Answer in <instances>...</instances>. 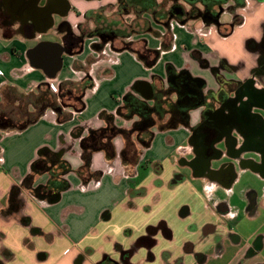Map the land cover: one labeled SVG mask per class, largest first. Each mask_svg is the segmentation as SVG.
Listing matches in <instances>:
<instances>
[{
    "label": "crops",
    "instance_id": "1",
    "mask_svg": "<svg viewBox=\"0 0 264 264\" xmlns=\"http://www.w3.org/2000/svg\"><path fill=\"white\" fill-rule=\"evenodd\" d=\"M48 3L42 11L46 6L42 0H0V100L8 86L20 92H34L40 83L49 81L58 85L65 80H91L93 86L85 89L80 110L64 108L71 113L67 120L57 121L55 110L47 108L26 128L1 132L0 264H76L78 254L84 256L82 264H92L100 253L111 250L113 242L122 241L125 229L130 228L135 237L159 218L167 221L179 241L194 239L205 225L213 224V230L204 234L207 243L201 248L207 258L205 264H264V69H259L264 57L260 48L264 40V0H243L236 9L239 22L227 34L197 19H189L193 21L192 28L206 32L184 34L180 29L188 27L189 20L172 18L162 24L152 17L154 20L148 21L144 29L133 33L137 37L131 41L144 44L148 49L145 54H138L136 46L115 45L119 40L129 44V34L108 41L96 35L86 36L78 52L63 50L61 67L53 76L50 73L57 63V51L53 48L51 53V46H43L36 51V59L30 57V52L41 42L63 46V30H55V15L66 17L77 34L76 25L83 21L84 11L107 5L115 8L118 0ZM71 5L75 10H70ZM31 9L44 13V23L22 26L23 22L33 24L38 20ZM230 18L222 16L223 21ZM47 33L55 37L43 39ZM154 56L155 61L149 64L147 60ZM222 59L234 66V71L213 70ZM179 74L200 81L205 95L209 90L218 91L226 80L241 85L251 82L257 103L249 111L259 117L258 144L244 148L237 158H213L210 169H217L227 158L234 164V176L227 181L209 180L190 167L179 168L177 150L188 135L185 124L197 122L203 108L189 106L184 120L177 119L176 126L152 128V143L143 160L159 162L164 170L157 176L148 174L143 181L149 191L154 189L151 200L133 198V204H129L130 179L120 157L107 160L99 144L109 141L115 152L121 150L123 132L140 120L122 107L125 97L140 99L153 107L168 90L171 77ZM233 96L232 90L227 91V98ZM165 97L168 103L174 100L173 96ZM159 117L166 120L169 115L153 118ZM109 126L120 131L110 139L98 140L89 160H83L82 152L88 149L82 145V139L93 130ZM234 146L237 148L239 143ZM42 148L55 153L56 161H65L69 171L60 173V169H54L57 164L52 155L42 156ZM39 158L41 164L33 167ZM110 162L113 172L106 170ZM186 169L195 184L189 183ZM53 170L57 171L56 176ZM174 170L183 174L173 181V186L166 187ZM154 177L161 178L163 186L155 188ZM63 180L68 186L59 192H30L49 183L56 188ZM13 186L20 190L21 205L17 211L12 210L9 202ZM181 186L188 187V195L176 200L170 193L177 195ZM148 204L149 210L145 208ZM184 205L188 211L180 214Z\"/></svg>",
    "mask_w": 264,
    "mask_h": 264
},
{
    "label": "flooded vegetation",
    "instance_id": "2",
    "mask_svg": "<svg viewBox=\"0 0 264 264\" xmlns=\"http://www.w3.org/2000/svg\"><path fill=\"white\" fill-rule=\"evenodd\" d=\"M46 6L42 11H45L49 5V0H42ZM153 0H129V11L122 5L117 4L115 8L110 9V17L103 16V12L111 7V5L100 6L97 8L87 9L82 13L83 21L79 22L77 27V34L73 33L70 27V22L66 17H60L56 14L57 20L55 23V30H63L61 40L63 41V50L69 52H78L82 48L84 37L96 35L102 41L113 40L116 37H125L128 33L121 32L119 35L114 29L116 25L115 20L110 18L116 15L118 9L125 11L124 13L135 15H143L154 11L153 18L162 24H167L173 17L158 16L160 12L159 3L149 8ZM171 1L167 8L162 12L168 10L174 13V8L182 6L184 10H189L193 13V18L201 20L206 25H214L217 30L226 31L230 24L239 21V16L236 14V9L243 4V0H168ZM183 1L187 7L180 3ZM151 9V10H150ZM32 16L34 10L31 9ZM70 10H75L74 6H70ZM63 9L60 10L62 13ZM38 20L33 24L23 22L22 26L32 27V25L44 23L45 18L43 12L35 13ZM166 14V13H165ZM229 15L230 21H223L222 16ZM157 16V17H156ZM88 22L92 23L89 25ZM53 23V24H54ZM122 35V36H121ZM264 53V40L260 45ZM53 48L50 49L51 53ZM36 53H31V57L36 59ZM259 69H264V57ZM224 69L226 71H234L235 67L227 64L226 61L221 60L218 67L213 70ZM220 80V79H219ZM201 82L194 81L187 78L184 74L172 76L169 82L168 90L159 97L158 103L152 107L156 111V115H169L166 120L160 117L155 120L147 116L146 112L143 118L139 121L133 122V130L136 131L134 138L129 134V141L124 135V145L121 150L115 152L113 146L109 141L100 142L102 148L107 154V160L113 159L115 156L120 157L124 172L129 176V204H133L132 199L138 198L140 200H151L154 189L149 191L145 181L148 174L153 173L154 176L161 174L164 167L159 162H152L143 160V154L152 143V128L168 129L177 125V119L184 120L185 113L189 106L201 107L200 118L197 122L187 125L188 135L185 139V144L178 148L179 158L177 166L181 169L192 168L195 173H199L207 177L209 180L219 178L223 181L230 180L233 176L234 164L229 162L227 158L217 169H210L213 163V158L224 156H239V152L247 147L256 146L258 140L256 135L261 134L260 121L257 115L249 111L252 104L257 103V95L254 93L251 82L246 81L241 84H235L234 81H223V86L219 90L213 92L211 90L205 95L201 90ZM232 90L234 96L227 98V91ZM165 98L173 96L174 100L167 102ZM133 101L132 105H138L141 100ZM208 100V101H207ZM143 102V101H141ZM168 103V104H167ZM162 106L163 111L157 108ZM146 115V116H145ZM179 121V120H178ZM185 123L186 121H181ZM142 125H139V124ZM131 128V129H132ZM131 130H129L130 132ZM133 131V132H134ZM264 135V133H263ZM239 143L235 148L234 145ZM109 162V161H108ZM239 162V161H238ZM241 163V161H240ZM243 163L252 164L251 161H242ZM108 165V166H107ZM106 170L113 172L114 166L107 163ZM103 170H99V174H103ZM183 172L181 170H174L166 183V187L173 186V181L180 178ZM155 188L163 186V180L158 177L152 179ZM46 191V186L41 185L32 189L33 194H43ZM147 204V203H146ZM21 205V198L18 200L13 211H17ZM18 207V208H17ZM146 209H151L150 205H146ZM184 208L186 210H184ZM188 211L185 205L180 209L179 213L183 214ZM213 224H207L202 228L200 234L194 239H184L179 241L175 239L173 230L168 226L165 219H157L154 223L146 225L145 230L133 237L130 228L125 229L122 241L112 243L110 251H103L99 257L92 264H205L206 256L201 251V248L207 243L204 234L208 230H213ZM93 249L89 250V254ZM84 256L78 254L76 256V264H82Z\"/></svg>",
    "mask_w": 264,
    "mask_h": 264
},
{
    "label": "trees",
    "instance_id": "3",
    "mask_svg": "<svg viewBox=\"0 0 264 264\" xmlns=\"http://www.w3.org/2000/svg\"><path fill=\"white\" fill-rule=\"evenodd\" d=\"M118 4L122 5L123 9L125 8V10L127 9L129 11V0H118ZM155 4L156 1L153 0L152 3L147 6L149 8H152V6ZM165 13L158 12L157 15L160 17L170 15L171 17L177 20H189L190 18H193V13L189 10L188 11L184 10L182 6L181 7L177 6L176 8H174L173 15L169 10ZM149 14H151L152 17L155 16L154 11H150ZM238 22L239 21H235L231 23L230 27L226 31L221 30L220 32L222 34L229 33L233 28V26ZM136 32H138V30ZM121 47L131 48L129 44L122 45ZM146 51H148V49L144 44H142L141 47L136 48V52L138 54H145ZM155 59L156 57L154 56L153 58L147 60V62L151 64L155 61ZM90 85L93 86L91 80L89 81L83 80L80 82L65 80L57 85L56 92L50 89L48 82L40 83L37 86L36 91L34 92L33 91L20 92L14 87L11 86L6 87L2 92V98L0 100V134L2 131L22 130L26 128L30 124L34 123L38 118H40L47 108H51L55 110L57 121L62 122L67 120L70 117L71 113L65 112L64 108L71 106L75 110H80L84 105L82 100L84 91ZM7 97H8V102H7ZM133 101L135 100L131 96H126L124 105L122 106L123 108L128 109L129 115H138L140 119L143 118L145 112L147 116H149L151 119L156 115L155 114L156 111H154L152 107H149L147 104L141 101L138 102L139 103L138 105L134 106L132 105ZM157 108L163 111L162 106L159 105L157 106ZM139 125L142 124L140 123ZM119 131L120 129L117 128L116 126H109L104 129L93 130L87 138H83L81 143L84 146V148L88 149V151H85V153L84 151L82 152L83 160H85L86 162L89 160V155L91 154L92 150L95 148L96 146L95 144L98 140L103 138L110 139L114 135H116ZM123 133L127 138V133L129 134V131H124ZM40 153L42 156L52 155L54 164H57L55 165L54 169H56L57 167L58 169H60V173L69 171V165L65 161H60V162L56 161L57 155L55 153H51V151H49L46 148H42L40 150ZM39 164H41L40 158L37 159L35 162H33V167H37L39 166ZM83 168L84 167L82 166L79 170H82ZM52 174L56 176L57 171L53 170ZM67 186L68 183L64 180L61 182L60 186L56 188L53 187L52 183H49L46 186V191L59 192L67 188ZM19 194H20L19 188L17 186H13L9 194V202L11 208L16 207L17 202L20 199Z\"/></svg>",
    "mask_w": 264,
    "mask_h": 264
},
{
    "label": "rangeland",
    "instance_id": "4",
    "mask_svg": "<svg viewBox=\"0 0 264 264\" xmlns=\"http://www.w3.org/2000/svg\"><path fill=\"white\" fill-rule=\"evenodd\" d=\"M158 2H161L159 3V8H160V13H162L166 8L167 6L170 4L171 1H168V0H157ZM157 1H156V5H157ZM180 3H183V1H180ZM186 7H187V4L184 2L183 3ZM110 9L112 10L113 7H109L105 10L103 16H107V17H110ZM125 11H121L120 8L117 12L116 15H113L110 19L111 20H115L116 21V25H114V29L116 31V33H129L131 34L132 33V36L130 37L129 36V46H136V47H141L142 43L140 41H133V43L131 42L134 38H136L137 36L133 33H135L137 30L139 29H144L148 23V21H152L154 20L151 16V14L149 13H145L143 15H135L133 13H130V14H126L124 13ZM176 22H178L177 20H175ZM189 26L188 27H183L182 29H180V31L184 34L186 33H204L206 31H203L202 28H192V24H193V21L192 20H189ZM89 25H92V23L88 22ZM180 28L181 26L178 25ZM55 36L53 35V33H47V34H44L42 36L43 39H53ZM115 45H117V47H121L122 45H126L125 42H123V40H119V42L115 43ZM85 81V80H84ZM7 102H8V97H7ZM134 131L133 128L131 129V131L129 132V134H131V136L134 138V136L136 135V131ZM129 134L127 133V140L129 141ZM187 173H189V183H193L195 184V180L193 179L192 177V174L190 173L189 170H185ZM189 186V185H188ZM194 186V185H192ZM182 188H180L179 190H176V194L174 193H170V196H173L174 195V198L176 200H178L179 198H183L185 195H188V187L187 186H181ZM169 196V195H168Z\"/></svg>",
    "mask_w": 264,
    "mask_h": 264
},
{
    "label": "water",
    "instance_id": "5",
    "mask_svg": "<svg viewBox=\"0 0 264 264\" xmlns=\"http://www.w3.org/2000/svg\"><path fill=\"white\" fill-rule=\"evenodd\" d=\"M43 46H51V48H54L57 51L56 52L57 53V55H56L57 63H56V66L53 68L52 73H50V76H53V74L55 73L56 69L58 67H61V64H62L61 55H62V52H63V48H62V46L59 43H55V42H41L34 49H32L30 53H32V54L36 53V51L38 49H41ZM30 57H31V55H30Z\"/></svg>",
    "mask_w": 264,
    "mask_h": 264
},
{
    "label": "built area",
    "instance_id": "6",
    "mask_svg": "<svg viewBox=\"0 0 264 264\" xmlns=\"http://www.w3.org/2000/svg\"><path fill=\"white\" fill-rule=\"evenodd\" d=\"M49 87L52 91H57V85L53 81H49Z\"/></svg>",
    "mask_w": 264,
    "mask_h": 264
}]
</instances>
